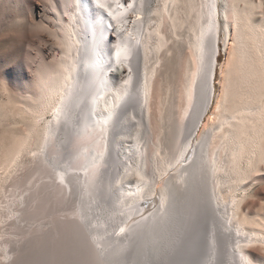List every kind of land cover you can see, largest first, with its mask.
Returning <instances> with one entry per match:
<instances>
[{
  "label": "bare ground",
  "instance_id": "6f19581e",
  "mask_svg": "<svg viewBox=\"0 0 264 264\" xmlns=\"http://www.w3.org/2000/svg\"><path fill=\"white\" fill-rule=\"evenodd\" d=\"M48 1L60 55L0 113L31 119L16 155L59 131L47 163L80 219L24 239L10 264H264L263 206L243 204L264 174L262 1L223 2L216 100L220 0ZM99 207L119 213L98 221Z\"/></svg>",
  "mask_w": 264,
  "mask_h": 264
},
{
  "label": "rangeland",
  "instance_id": "374dc122",
  "mask_svg": "<svg viewBox=\"0 0 264 264\" xmlns=\"http://www.w3.org/2000/svg\"><path fill=\"white\" fill-rule=\"evenodd\" d=\"M261 1L262 6L256 13L258 18H261L260 11L264 10V0ZM223 2L225 0H220L219 6L222 30L214 76L215 100L224 88L230 52L228 42L230 35L233 36L234 33L232 25L226 22ZM48 9V0H0V112L4 110L1 112L3 114L6 113V108L29 101L28 95L35 92V79L39 70H42L44 65L53 63L60 55V43ZM181 30L180 39L184 36V30ZM174 87L175 82L170 85L167 98L170 99L169 95ZM27 117L0 115V264H10L14 260L15 245L24 239L41 234L45 228L54 224L63 225L68 221L80 219L77 213L79 201L70 199V188L58 178L57 167H51L47 163L59 131L55 132L45 147L36 150V145L32 144L23 153L15 154L17 143L26 134L31 121ZM13 154L14 163L7 168L2 167ZM60 167L66 170L67 177L70 173L77 172L69 169L68 164H62ZM263 175L259 174L255 183L249 187L250 190L248 189L251 195L243 200V204L250 200L244 204L246 207L243 206L245 212L252 213L260 206H263L264 211ZM119 182L124 183L119 178L113 185L119 187ZM256 201H260L259 204ZM123 203L121 200L117 206ZM156 203L157 201L154 202ZM251 205H254L253 208ZM115 212L119 213L114 208L99 207L96 220H104ZM251 254L254 258L264 257V251L256 246Z\"/></svg>",
  "mask_w": 264,
  "mask_h": 264
}]
</instances>
